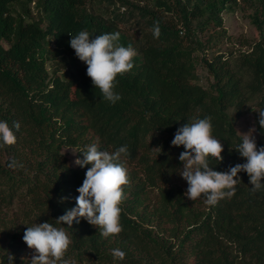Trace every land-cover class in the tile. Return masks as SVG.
<instances>
[{
    "label": "trees",
    "instance_id": "obj_1",
    "mask_svg": "<svg viewBox=\"0 0 264 264\" xmlns=\"http://www.w3.org/2000/svg\"><path fill=\"white\" fill-rule=\"evenodd\" d=\"M31 7H30V6ZM122 8V10H121ZM247 11L258 31L249 41L224 21ZM159 22L161 35L152 27ZM119 32L133 47L134 67L118 76L121 100H103L70 47L71 36ZM70 34V35H69ZM252 106L257 148L264 147V0H0V120L19 122L17 142L0 147V264H31L23 242L27 226L55 220L75 207L87 146L122 160V232L104 238L81 219L65 258L75 264H264V190L252 193L247 173L231 199L215 207L189 200L176 184L183 146L171 141L193 118L212 117L224 151L213 170L245 163L236 123ZM15 131V129H13ZM159 148L160 151L158 149ZM14 158L23 168H9ZM264 182V181H262ZM126 253L123 261L111 252Z\"/></svg>",
    "mask_w": 264,
    "mask_h": 264
},
{
    "label": "clouds",
    "instance_id": "obj_2",
    "mask_svg": "<svg viewBox=\"0 0 264 264\" xmlns=\"http://www.w3.org/2000/svg\"><path fill=\"white\" fill-rule=\"evenodd\" d=\"M152 33L154 38L160 37L158 21L154 22ZM70 36V47L76 57L87 66L86 75L93 86L99 89L103 100L111 104L120 101L121 96L115 92L117 77L133 69L136 50L130 45L125 47L118 43L119 32L90 38V33L85 29ZM211 121V116L193 118L176 130L171 141L172 146H183L185 149L179 156L182 163L179 175L188 185L186 197L191 201L203 197L207 205L215 207L220 201L235 196L237 185L241 183L238 175L241 172L247 173L253 194L264 190V147L257 148L252 135L255 129L247 134H240L243 139L235 149L246 162L219 172L213 170L211 162L220 164L223 161L224 148L213 135ZM258 123L261 129L264 128V111L259 113ZM19 129V122H13V126L9 127L6 121L0 120V147L14 145L17 142L15 132ZM155 149L160 151L159 148ZM130 156L127 145L120 146L113 152L101 151L95 143L87 146L82 153L83 159L74 161L75 166L80 168L90 165L82 185L77 188L76 206L66 210L55 220L56 225L67 227H56L49 222L34 223L26 227L23 242L35 253L31 264H75L65 258L72 244V237L66 229H71L74 221L79 224L81 219L85 220L99 228L100 235L104 238L117 236L122 232L120 205L125 195L124 187L130 183L128 170L122 160ZM8 167L23 168V164L12 158ZM111 254L120 261L126 257V253L119 248L113 249ZM13 259L11 254L7 255L8 264H12Z\"/></svg>",
    "mask_w": 264,
    "mask_h": 264
},
{
    "label": "rangeland",
    "instance_id": "obj_3",
    "mask_svg": "<svg viewBox=\"0 0 264 264\" xmlns=\"http://www.w3.org/2000/svg\"><path fill=\"white\" fill-rule=\"evenodd\" d=\"M247 13H248L247 11L234 12V14L230 15L225 19L224 26L227 32L231 35L239 36L243 39H248L249 41H255L258 39V31L254 26L253 22H251V20L248 18ZM254 111L255 109L252 106H250L249 110L241 118L237 120L235 126L237 134L239 135L247 134L249 133L250 130L254 128L253 126ZM252 135L255 137L256 140L255 131L252 132ZM63 152L66 155L69 163L73 165L75 161V152L68 150H63ZM175 183L180 185H185L187 182L181 176H179L175 180Z\"/></svg>",
    "mask_w": 264,
    "mask_h": 264
}]
</instances>
